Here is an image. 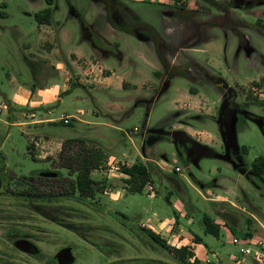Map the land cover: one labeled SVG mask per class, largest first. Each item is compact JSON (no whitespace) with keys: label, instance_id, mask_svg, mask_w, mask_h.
<instances>
[{"label":"rangeland","instance_id":"rangeland-1","mask_svg":"<svg viewBox=\"0 0 264 264\" xmlns=\"http://www.w3.org/2000/svg\"><path fill=\"white\" fill-rule=\"evenodd\" d=\"M44 6L46 0H0V153L5 159L0 157V255H15L17 264H57L55 256L69 248L74 264H181L141 224L148 216L173 215L171 199L191 218L190 224L182 219L186 229L202 237L222 264H260L242 256L232 240H248L252 246L264 241V180L247 181L234 168L240 165L243 147L248 148L247 161L264 155V0H55L53 24L44 28L48 34L39 29L35 16H27ZM63 32L70 40L52 57V78L39 73L41 80L36 81L40 41ZM91 34L104 50L71 78L75 88L50 104V117L59 122L39 132L34 126L25 129L49 139L82 134L92 141H84L87 147L96 148L93 142L106 146L107 159L136 164L147 157L156 197L145 192L146 182L142 193L113 200L115 193L130 190L123 169L131 167L115 159L94 171L103 190L93 199L63 196L46 181L43 197L21 194L40 184L39 178L58 173L73 178L62 168L61 152L35 160L22 129L10 125L5 107L13 90L10 81L31 90L61 85L56 63L64 61L77 40L83 38L89 46ZM108 51L118 55L106 64L127 82L124 89L105 82L111 73L101 63ZM69 116L66 125L62 119ZM38 137L32 149L45 150ZM207 148L216 158H200L199 151ZM216 198L225 200L218 203ZM41 210L58 223L43 217ZM204 217H217L232 227L233 235L209 242ZM12 227L27 237L21 240L37 247L39 257L13 249L2 237Z\"/></svg>","mask_w":264,"mask_h":264},{"label":"crops","instance_id":"crops-1","mask_svg":"<svg viewBox=\"0 0 264 264\" xmlns=\"http://www.w3.org/2000/svg\"><path fill=\"white\" fill-rule=\"evenodd\" d=\"M47 8L48 6H44L39 10V12ZM35 15H36V12L34 13V15L27 13V16L30 17L31 19ZM52 18H53V15H52ZM52 24H53V19H52V23L49 26H51ZM39 25H40L39 29L41 31L43 30V33L48 34L47 33L48 30L44 29L47 25L45 24H39ZM49 38L50 39L40 41V46H39L40 50L37 51L38 57L40 59L39 61L40 66L34 67L35 72H37L35 74L36 81L41 80L40 79L41 75L43 77L52 78L51 68L54 65L52 57L62 52V49L60 48L61 46L60 44L62 42L68 43V41L70 40L66 32L60 33L58 36L53 35ZM86 39H87L86 42L90 44L89 45L90 47L86 43H84L83 41L85 40L81 38L80 43L78 42V40L75 43L74 49H70L66 53H64V56H63L64 61L56 63L57 68L60 71V77L62 78L61 85H57V84L52 85L47 90L43 89V87H40L37 90L35 89L31 90L21 85H18L16 81H14L15 79H12L10 81V83L12 84L13 90L11 92V95L7 96L8 98L6 97V100L8 99L7 101L9 102L8 104L9 106H5V107H8L7 111L9 112V118L11 120L10 125L22 129V133L26 135L28 139L29 151L30 153H32L35 160H39V161L41 160L43 162L45 158L49 156L50 157L53 156L56 158L62 150L63 143L68 139H81L84 141L88 139L84 135L81 136L82 134H77L74 136L72 134H65L64 136H61L55 139H49L47 137L45 138L43 136L37 135L36 133L32 134V132L37 131V130L39 132L46 125L57 124V122H59L57 119H53L50 117L52 114V111L49 110L50 104L55 103L56 100L61 99L63 95L70 93L75 88L74 85L76 81L71 78L73 76H79L83 73V65L86 62V60H89V59L93 60V59H96L97 57L100 58V54H101L100 51H103L104 49L101 48L95 42V39L92 37V34L89 40L88 38ZM119 52L121 53V56L116 55L115 53H113V51L112 52L108 51L110 55L106 54L107 57L102 59L101 64L103 65L104 69L107 72L111 73L110 76L105 78L106 80L105 82L107 86H110V87L114 86L118 89L120 88L124 89V86L127 84V82L123 79L119 80L117 77H115L114 73L109 69V67L106 64V60H108L110 57L118 56L119 58H121L122 52L120 50ZM25 60L33 64L34 66L36 64L35 61H31L27 56H25ZM13 104H15L17 108H14ZM109 117L111 119H116L112 115H109ZM83 123L87 126H92L94 124V123L90 124L91 122H88V121H83ZM35 125H39V126H35ZM27 126H30V127L34 126L36 129H34V131L26 130L25 128ZM109 126L111 128H115L116 123L114 122L112 123L111 121ZM35 136H39L38 137L39 145L42 144L43 147L46 148L45 150H41V149L38 150V148L36 150L34 148L32 149V145H34L33 141L34 139H36ZM35 143L37 144L38 142H35ZM93 143H97L98 144L97 147L102 149L103 152H104V149H107L105 148L106 146L103 147L98 142H93ZM119 145H121V143H119ZM119 145L113 147L112 152L116 151L117 148H119ZM239 152L240 150L239 151L237 150V153ZM209 154H210V150H208V148L206 150L204 149V150L199 151L200 158H202L203 156L204 157H215ZM242 154H243L242 160L239 159L240 165H238L240 168H238V166L236 167L235 164L231 162L232 165L235 166L234 168L238 169L240 172V175L243 178H245L247 181L250 180L251 182L254 183L253 178H257V180H261V179L264 180V176H259L258 174L252 171L251 167H252L253 161L246 160L245 156L247 153L243 152ZM142 155H143V152H142ZM262 156L264 157V155ZM0 157H3L4 159V156L1 153H0ZM219 158L223 160L224 157L219 156ZM114 159L117 160L118 162H122L119 159L115 158L114 156H110L107 159V162L109 161L108 165L110 164V161ZM142 159L140 158L138 163H142L143 165L147 167L146 162L151 161V160H149L145 156H143ZM122 163L125 164V166L127 164V166L129 167H132L135 164V163L131 164L129 162L126 163V161H123ZM226 165L232 168L228 162H226ZM242 165L244 167H242ZM249 173L250 175H252L251 177L247 175ZM93 174L94 172L92 173V177H93ZM124 175H126V179L129 178L127 174L124 173ZM123 191L124 193H121V192L115 193L113 195L114 199L113 198L112 199L115 201H118V200H121L125 196V194H131V195L139 194V193H131L130 191L127 192V189L125 188L123 189ZM152 197H156V196H152ZM214 200L219 203V202H223L225 199L216 198ZM177 204H178L177 202H173L170 199L169 205L173 207V215L167 216L166 218L158 217L155 220H152L148 216L146 219H144L141 222V224H143L146 230H150L154 232L155 234L159 235L160 237H162L165 241H167V244L173 247H176L177 249H180L182 247L188 249V251L193 254V256L189 258L190 264H217V262L222 264V260L219 258V255L213 252L209 248L208 244L204 242L202 237L195 234L191 229H186V226L184 225L182 219L188 218V223L190 224L191 221L189 219L191 218L189 217L188 213L184 214L183 212H181V209H179ZM210 219L214 222L216 226L219 227V235L214 236L213 234L206 233V225L204 223L205 235L207 238L209 236V239H208L210 240L209 242L212 243L213 241L220 239L222 234H227L228 236H230L231 234L233 235V229L231 226L227 225L225 222L221 223V220H218L217 217L210 218ZM260 226L262 229H264V225L262 223H260ZM210 238H213L214 240ZM250 263H251L250 260H249V263L246 262V264H250Z\"/></svg>","mask_w":264,"mask_h":264},{"label":"trees","instance_id":"trees-1","mask_svg":"<svg viewBox=\"0 0 264 264\" xmlns=\"http://www.w3.org/2000/svg\"><path fill=\"white\" fill-rule=\"evenodd\" d=\"M48 8L37 13L35 15L36 21L38 24H47L52 23V6L55 3V0H46ZM77 145L79 150H74V146ZM243 152L248 153V148L243 147ZM60 160L62 161V168L69 170V175L73 179H65L62 174L54 178H39L41 180L40 184L35 183L31 184L28 189H25L21 192L25 196H35L43 197L42 193H45L41 190L43 183H52L49 187L61 189V195L63 196H80L84 199H93L97 196L98 193H101L103 190L102 183L95 181L92 177V173L96 170L101 169L107 161L106 154L98 147L90 148L86 146L84 140L81 139H68L63 144V149L59 155ZM253 170L259 176H264V157H257L252 163ZM124 173L129 176L127 181L130 184L131 193H142L146 182H151V176L148 168L142 163H136L131 168H124ZM4 185V175L0 171V188ZM48 211V210H47ZM45 210H41V215L46 219H49L52 222H57L54 216L47 213ZM204 223L206 225V233L213 234L214 236L219 235V227L214 224V222L208 218H204ZM145 232L156 244L159 246L168 249L172 252L175 258L181 264H190L189 258L193 256L186 248L183 249H173L167 244L162 237L155 234L150 230ZM142 264H156L154 261H145Z\"/></svg>","mask_w":264,"mask_h":264},{"label":"flooded vegetation","instance_id":"flooded-vegetation-1","mask_svg":"<svg viewBox=\"0 0 264 264\" xmlns=\"http://www.w3.org/2000/svg\"><path fill=\"white\" fill-rule=\"evenodd\" d=\"M251 168L252 171L254 172L253 167ZM0 228H2L1 224H0ZM2 235H3L2 237H4V239L8 243H10L13 249H16L28 255H35L39 257L40 253L37 247H35V245L30 243L29 241L21 240V237L24 238L27 237L25 235L22 236L18 231V229H15L14 227H12L11 229L8 228L4 233H2ZM16 260L17 257L15 255H11V256L0 255V264H17ZM44 262L46 264H51V261L49 260H45ZM55 262L59 264L57 259H55Z\"/></svg>","mask_w":264,"mask_h":264},{"label":"built area","instance_id":"built-area-1","mask_svg":"<svg viewBox=\"0 0 264 264\" xmlns=\"http://www.w3.org/2000/svg\"><path fill=\"white\" fill-rule=\"evenodd\" d=\"M66 125L71 123L70 117H65L62 119ZM114 161V160H113ZM109 163V162H108ZM111 165V161L110 164ZM114 168V167H112ZM116 170H119L116 168ZM176 171H180V168H177ZM156 187L152 183H147L145 187L146 193H151L150 196H155ZM233 244L240 248V254L244 257H253L257 259L260 264H264V241L253 244L248 240H241L239 238H233Z\"/></svg>","mask_w":264,"mask_h":264},{"label":"water","instance_id":"water-1","mask_svg":"<svg viewBox=\"0 0 264 264\" xmlns=\"http://www.w3.org/2000/svg\"><path fill=\"white\" fill-rule=\"evenodd\" d=\"M240 148L237 146V150ZM55 259L58 260L59 264H74L75 258L72 254L71 249L66 248L61 250L56 256Z\"/></svg>","mask_w":264,"mask_h":264}]
</instances>
